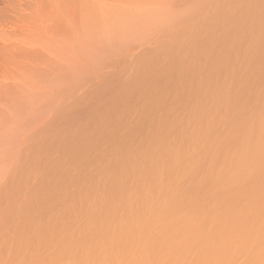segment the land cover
<instances>
[{"label":"bare ground","instance_id":"bare-ground-1","mask_svg":"<svg viewBox=\"0 0 264 264\" xmlns=\"http://www.w3.org/2000/svg\"><path fill=\"white\" fill-rule=\"evenodd\" d=\"M202 3L53 110L0 187V264H264V0Z\"/></svg>","mask_w":264,"mask_h":264},{"label":"rangeland","instance_id":"rangeland-1","mask_svg":"<svg viewBox=\"0 0 264 264\" xmlns=\"http://www.w3.org/2000/svg\"><path fill=\"white\" fill-rule=\"evenodd\" d=\"M198 1L199 4L197 0H0V187L9 177L7 170L14 168L18 158H24L28 146H33L31 141L35 145L37 139H43L42 130L47 131L44 123L50 117L53 122L61 110L69 109L67 106L80 110L76 99L87 97L92 86L99 79L111 77L110 73L121 77L118 74L127 65L128 55L135 59L147 55L156 38L183 21L179 20L182 16L174 19L175 16L185 10L192 13L194 8L200 13L196 9L203 0ZM189 12L183 18H190ZM140 30H146L148 36L137 34ZM124 35H130L131 41ZM131 58L129 65L134 60ZM129 73L123 75L126 80L132 75ZM81 79L89 83H81Z\"/></svg>","mask_w":264,"mask_h":264}]
</instances>
